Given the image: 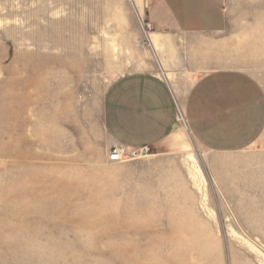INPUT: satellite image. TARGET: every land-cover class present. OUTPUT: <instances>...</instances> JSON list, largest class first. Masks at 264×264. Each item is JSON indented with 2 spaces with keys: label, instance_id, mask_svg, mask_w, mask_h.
<instances>
[{
  "label": "rangeland",
  "instance_id": "rangeland-1",
  "mask_svg": "<svg viewBox=\"0 0 264 264\" xmlns=\"http://www.w3.org/2000/svg\"><path fill=\"white\" fill-rule=\"evenodd\" d=\"M153 1L0 0V264H264V133L237 152L187 133L176 156L121 163L92 137L106 87L157 33ZM212 1L264 89V0Z\"/></svg>",
  "mask_w": 264,
  "mask_h": 264
},
{
  "label": "crops",
  "instance_id": "crops-1",
  "mask_svg": "<svg viewBox=\"0 0 264 264\" xmlns=\"http://www.w3.org/2000/svg\"><path fill=\"white\" fill-rule=\"evenodd\" d=\"M157 31L106 87L96 109L104 157L113 148L178 155L187 133L206 150L237 152L264 133V89L237 67L218 1L155 0ZM185 144V143H184Z\"/></svg>",
  "mask_w": 264,
  "mask_h": 264
},
{
  "label": "bare ground",
  "instance_id": "bare-ground-1",
  "mask_svg": "<svg viewBox=\"0 0 264 264\" xmlns=\"http://www.w3.org/2000/svg\"><path fill=\"white\" fill-rule=\"evenodd\" d=\"M25 61V60H24ZM29 63V62H28ZM28 63H26V64H28ZM31 65V64H30ZM30 65H28V66H30ZM34 65V64H33ZM25 66V65H24ZM32 66V65H31ZM27 67V66H26ZM18 69V68H17ZM18 72V71H17ZM14 74V73H13ZM19 74V73H18ZM23 76V75H22ZM29 76V75H28ZM17 78V77H16ZM21 78V77H20ZM27 78V77H26ZM25 78V79H26ZM23 79V78H22ZM28 80V79H27ZM43 80V79H42ZM25 81V80H24ZM39 81V80H38ZM34 82V81H33ZM35 83V82H34ZM45 84H46V82H45ZM27 85V84H26ZM31 85V84H30ZM35 85V84H34ZM38 86H39V84H38ZM21 90V89H20ZM34 90V89H33ZM18 91V90H17ZM22 92V91H21ZM30 92V91H29ZM28 92V93H29ZM24 93V92H23ZM39 93V92H38ZM11 94V93H10ZM15 94H17L16 92H15ZM26 95V94H25ZM7 96V95H6ZM5 96V97H6ZM42 96V95H41ZM40 96V97H41ZM10 97V96H9ZM31 97V96H30ZM17 98V97H16ZM36 98V97H35ZM5 99V98H4ZM8 99V98H7ZM19 99V98H18ZM21 99V98H20ZM24 99V98H23ZM27 99V98H26ZM25 99V100H26ZM32 100V99H31ZM18 101V100H17ZM17 101H16V104H17ZM9 102V101H8ZM10 103V102H9ZM15 103V102H14ZM24 103V102H23ZM19 104V103H18ZM17 104V105H18ZM14 105V104H13ZM9 106V105H8ZM7 106V107H8ZM12 106V105H11ZM10 106V107H11ZM5 107V106H4ZM9 107V108H10ZM16 107V106H15ZM21 107V106H20ZM12 109V108H11ZM16 109V108H15ZM30 109V108H29ZM27 110V109H26ZM26 114V113H25ZM6 115H7V113H6ZM21 115V114H20ZM16 116H17V114H16ZM23 120H24V118H23ZM14 123V122H13ZM15 124V123H14ZM19 128V127H18ZM12 130V129H11ZM24 133V132H23ZM15 134V133H14ZM24 136V135H23ZM22 137L21 136H19V138H18V140L20 141V142H22L23 140H24V138H26V137H24L23 138V140L21 139ZM10 140V139H9ZM27 140V139H26ZM25 140V141H26ZM10 141H12V140H10ZM17 145V144H16ZM19 149V148H18ZM17 149V151L16 152H14V156H17L18 158H22V153L20 154L19 152L21 151H19ZM24 157V156H23ZM24 159H26V158H24ZM22 172H24V171H22ZM36 173V172H35ZM40 173V172H39ZM38 173V174H39ZM50 173V172H49ZM51 174V173H50ZM26 175V174H25ZM28 177V176H27ZM33 177V176H32ZM31 177V178H32ZM34 180V179H33ZM61 180V179H60ZM69 180V179H68ZM26 182V181H25ZM40 182V181H39ZM60 182V181H59ZM63 182H64V180H63ZM21 184H20V186L21 185H23V183L22 182H20ZM70 183V182H69ZM68 184V183H67ZM70 184H72V183H70ZM70 186V185H69ZM9 188H11V187H9ZM8 188H7V193H8ZM32 191H34V190H32ZM28 194V193H27ZM36 194H37V191H36ZM35 195V194H34ZM69 196V195H68ZM43 197V196H42ZM3 201V200H2ZM4 203V202H3ZM23 203V202H22ZM32 206V205H31ZM1 210V209H0ZM92 213V212H91ZM113 213L114 212H112V211H109V210H107V209H105V210H103V211H101V212H98V211H96V214L98 215V217L99 218H101V219H106V218H115V216H113ZM12 214V213H11ZM52 214V213H51ZM120 215H122V214H120ZM60 216V215H59ZM111 221V220H110ZM112 222H113V220H112ZM146 225V224H145ZM175 236V235H174ZM165 239V238H164ZM141 241V240H140ZM192 241V240H191ZM175 242V241H174ZM182 242V241H181ZM146 243V242H145ZM183 243V242H182ZM193 243V242H192ZM175 244H173V246H174ZM118 246V245H117ZM184 246V245H183ZM198 246V245H197ZM114 247H116V246H114ZM113 247V248H114ZM150 248V247H149ZM176 248V247H175ZM196 248V247H195ZM190 249H191V247H190ZM111 251V250H110ZM115 251H116V249H115ZM114 251V252H115ZM127 251H129V250H127L126 248H122V249H120V254H126V252ZM136 251V250H135ZM185 251V250H184ZM113 252V251H112ZM117 252V251H116ZM198 254V253H197ZM128 255V254H127ZM134 255V254H133ZM130 257V256H129ZM123 258V257H122ZM126 260V259H125ZM129 261H131L133 264H155V263H152V260H153V257H151V258H149L148 260L146 259V256H143L142 254H135L134 255V257H132V259H128ZM39 261V260H38ZM167 263V262H166ZM38 264H39V262H38Z\"/></svg>",
  "mask_w": 264,
  "mask_h": 264
},
{
  "label": "built area",
  "instance_id": "built-area-1",
  "mask_svg": "<svg viewBox=\"0 0 264 264\" xmlns=\"http://www.w3.org/2000/svg\"><path fill=\"white\" fill-rule=\"evenodd\" d=\"M125 155V151L122 148H115L110 152L109 161L111 163H121L123 161V157Z\"/></svg>",
  "mask_w": 264,
  "mask_h": 264
}]
</instances>
